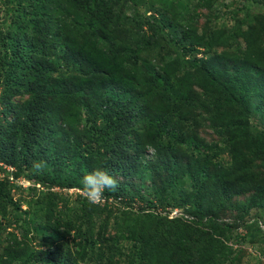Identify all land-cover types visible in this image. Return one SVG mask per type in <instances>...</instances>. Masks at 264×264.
Segmentation results:
<instances>
[{
	"label": "trees",
	"instance_id": "16d2710c",
	"mask_svg": "<svg viewBox=\"0 0 264 264\" xmlns=\"http://www.w3.org/2000/svg\"><path fill=\"white\" fill-rule=\"evenodd\" d=\"M133 2L156 17L118 12ZM0 3L14 7L0 21V264L252 260L241 247L264 245V117L248 120L264 116V0ZM97 169L119 188L91 204L81 178ZM155 172L148 199L135 182ZM19 179L27 198L13 200Z\"/></svg>",
	"mask_w": 264,
	"mask_h": 264
},
{
	"label": "rangeland",
	"instance_id": "374dc122",
	"mask_svg": "<svg viewBox=\"0 0 264 264\" xmlns=\"http://www.w3.org/2000/svg\"><path fill=\"white\" fill-rule=\"evenodd\" d=\"M145 1V6H148V7H151L153 9H155V7L157 6V4L155 3V0H144ZM152 3V4H151ZM217 3H213L212 2V5H215ZM144 8V7H143ZM143 8H141L140 4L137 3V2H133V3H122L119 5L118 7V12H120L122 15L126 14V15H130L131 17L135 16V17H138V18H143V14H145V10H143ZM14 9V7L12 5H4L3 3H0V21H2V17L5 13V11H12ZM179 12H182L181 9L178 10ZM149 12V11H147ZM145 15H149L151 14L152 16L156 17L155 15V12L154 13H147ZM200 12H205L204 10H200ZM257 13H262V17L264 18V9L260 8L258 10H256ZM223 13H225V11H223ZM227 18V16H226ZM171 23H175V19H172ZM204 23V18L203 17H200L196 20L195 24H193V26L196 28V29H200L201 26L203 25ZM130 30L133 31V29H128L127 32H128V36L131 35L130 34ZM213 41L211 43V45L213 47H216L217 48H223L225 43H226V38L223 37L222 35V32L223 30L220 28V27H217L213 29ZM238 38H241L243 36V30L242 29H237L236 30V34ZM260 118H258V117ZM255 115L253 112L250 113V118L248 119L250 122L254 123V121L256 120H259V119H262L264 116L261 115V114H258V115ZM198 133L200 134V136H202L204 138L205 141L207 142H210L212 140L216 141V138L209 132V131H206L204 129H200L198 130ZM151 151L148 150L146 152V155H145V159H150L151 158ZM263 179H264V175H260ZM163 175L161 172H155V177L152 178V176L149 175L144 178V179H136V182L137 184H139L140 186V189H139V193H142L144 195L145 198H148V199H151L153 196V187H156L162 180H163ZM15 185L16 186H20V189L18 190H14V194L12 196V199L13 200H22L23 196L26 197V195L28 194V192L26 191V187L29 185L27 182L19 179L15 182ZM152 186V187H151ZM128 189L131 191L133 190V186L132 184L130 183V185L128 186ZM53 190H56V189H53ZM61 193H65V192H61ZM74 193H79V190H76V189H72V190H68L67 194H74ZM27 198V197H26ZM73 198V197H72ZM128 201V200H126ZM131 205H140V206H143V202H138L136 200H131V201H128ZM117 206V203L116 202H110V207H116ZM135 208V206H133ZM25 204H21V209H25ZM158 211L160 212H163L159 209H157ZM176 212H175V211ZM164 211H169L170 213L168 214V216H171L173 215L174 213H176L177 215H181V208H174V209H166ZM185 215V214H184ZM30 216V214L28 215ZM186 216V215H185ZM220 218L221 219H224L226 221H231L230 217L232 216L230 213H220L219 214ZM230 219V220H229ZM243 250V253L244 254H252V260H248L247 261V264H264V245L263 246H259L257 247V245H243L241 247ZM246 257L244 256L243 258L240 259V263L241 264H244L245 261H246Z\"/></svg>",
	"mask_w": 264,
	"mask_h": 264
},
{
	"label": "clouds",
	"instance_id": "9594fccd",
	"mask_svg": "<svg viewBox=\"0 0 264 264\" xmlns=\"http://www.w3.org/2000/svg\"><path fill=\"white\" fill-rule=\"evenodd\" d=\"M31 167L35 173L41 174L49 165L46 161L40 160L33 161ZM118 188L119 181L105 169L94 170L81 178L80 191L84 193L85 199L91 204L101 203L105 199V192L114 193ZM175 215L177 214L174 213L169 217Z\"/></svg>",
	"mask_w": 264,
	"mask_h": 264
}]
</instances>
